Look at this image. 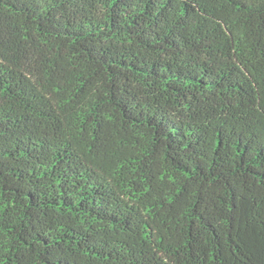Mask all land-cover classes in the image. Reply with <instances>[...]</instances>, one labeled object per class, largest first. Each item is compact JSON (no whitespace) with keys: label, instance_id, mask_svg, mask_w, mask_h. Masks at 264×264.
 Returning a JSON list of instances; mask_svg holds the SVG:
<instances>
[{"label":"trees","instance_id":"obj_1","mask_svg":"<svg viewBox=\"0 0 264 264\" xmlns=\"http://www.w3.org/2000/svg\"><path fill=\"white\" fill-rule=\"evenodd\" d=\"M0 264H264V0H0Z\"/></svg>","mask_w":264,"mask_h":264}]
</instances>
